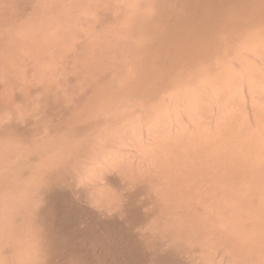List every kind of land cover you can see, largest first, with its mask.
<instances>
[{
	"label": "bare ground",
	"instance_id": "6f19581e",
	"mask_svg": "<svg viewBox=\"0 0 264 264\" xmlns=\"http://www.w3.org/2000/svg\"><path fill=\"white\" fill-rule=\"evenodd\" d=\"M62 1L64 2V0ZM79 1L70 0L69 4L75 7L80 3ZM131 1L136 3L137 0ZM138 1L145 2L144 0ZM146 1H153L155 5L157 3V6L160 5L158 7H168V15L171 14L170 17L173 16L179 20V23L175 25L170 23L173 24V28L179 29L178 32L174 29L178 35L173 36L174 33L172 34L173 42L177 46L178 44L181 46H179L183 53L181 60H194V65L190 63L191 66L201 65L203 61L208 62V59L214 60L213 58L218 57L221 53L226 54L232 51L231 53L234 54L233 51H239V48H244L243 45L247 47L248 42L245 43L247 39L250 40L249 45L251 43L260 45V39L264 36V0ZM58 3L60 4V1L57 2V0H0V54L5 53L6 55L7 53L8 55L10 51L23 47L24 44L21 41L24 38L29 39V36H23L31 33L23 32V35L21 32L22 36L21 33H18L21 29L19 27L25 23L30 25L33 20H37L39 24L44 19L46 23L48 15L53 11L55 14V6ZM136 4L139 5L138 2ZM154 4L151 5L155 6ZM64 5L69 7L68 2ZM65 10L68 9L63 11ZM69 10L72 9L69 8ZM142 10L144 11V9ZM164 13L167 15L166 11ZM26 26H24L25 29L31 28ZM39 28L41 29L40 25ZM26 31L28 32V30ZM168 41L170 42V40ZM32 44L30 43L31 46H33ZM164 44L166 43L164 42ZM244 50L243 53L247 51ZM251 50L250 48L248 52L252 56L256 51L252 50L253 54H251ZM263 52H260V55ZM244 54L246 55V53ZM236 55L234 54V56ZM247 55L249 54L247 53ZM256 55L260 58L263 57L259 56V53ZM228 56L230 59L232 55ZM257 57L254 56L256 61L259 60ZM171 59H173L172 55ZM220 59L217 60L220 62ZM239 59L236 61L240 64ZM3 60H5L4 57ZM184 60H182L183 63ZM178 61L180 60L178 59ZM259 61L263 64L262 60ZM165 62L167 63V61ZM213 62L215 63V60ZM229 63L231 64V62ZM258 63L259 67L264 66V64L261 66L260 62ZM255 64L257 65L256 62ZM165 66L167 65L164 64ZM173 66H178V64ZM182 66L185 65L182 64ZM182 66L179 67L182 68ZM209 66L211 67V65ZM241 66H237V69L239 70ZM195 67H192L194 71H196ZM198 67L200 70L202 69V65L201 68ZM222 69L224 70V68ZM189 70L187 69V71ZM197 71L199 70L197 69ZM240 71L244 72V70ZM184 72L183 74H185ZM236 73L238 75L239 72ZM258 76L260 77L259 74ZM6 78L8 77L6 76ZM122 97L121 99H123ZM130 100L124 99L119 101V104L125 105L133 101V99L131 102ZM182 100L183 102L189 101ZM144 101L142 100V104L146 103ZM113 103L111 105L117 102ZM120 105H118L119 108L124 106ZM140 106L141 104L139 108ZM129 107L132 108V106ZM98 108H100V112L98 113V110L95 112L96 114H90L92 116H89V119L87 118L88 120H85L82 125L80 122L84 119L81 116L77 119V122L82 119L80 124L78 123L79 126L75 124L76 127L69 129L74 124L69 126L71 123H68L69 120L66 121L69 126L66 127L68 130L61 129V131L58 128L50 131L49 127V132L47 130L46 133L47 126L44 129L45 138L40 137L41 142L42 138L44 140L42 144L40 143L39 149L32 151L33 146L28 145L32 148H30L32 152L27 155H25L27 149L22 150L24 147L21 146L26 143V139L29 141L28 135L25 133V139L21 136L24 131L29 132L31 129L21 122V124L19 123L23 125L21 129H15H19L18 132L20 130L23 132L21 136L18 134V138L14 133V139L22 138L25 141H16L14 144L16 145L18 142L21 145L19 146L21 153H26H23L22 156L16 153L20 157L12 153H10L11 155L3 154L5 155L2 156L3 159L0 156V227L3 226V229L0 228V238L5 241H3V245L1 243L0 251L3 255L5 253L9 255V252L12 251L17 263L19 260L21 261L20 257L22 258L21 264L22 262L23 264H264V188L259 191H255L253 188L256 185H260L259 188L264 187V178H262L263 176L254 178L245 174H237V170H245L250 164L246 166L247 164L238 163L233 159L226 161L221 159L220 144L224 141H220L219 138L222 137H219L218 133L221 131L219 128L216 129L219 125L218 120H220L217 118L218 115L215 116L218 120L213 118V123H217L216 127L213 125L214 132L211 131L213 128L209 130L208 134L210 131L213 134L210 133L211 136L208 137L204 133L207 132L205 129L212 127H210L209 121V127L205 126L204 133L201 132L203 129L200 131L197 129L199 127L195 128L198 123L194 130H191L193 132L190 131V127L182 125L184 122L196 124L200 121L203 123L201 121L203 119L207 124L206 119L212 121L211 117L206 116L209 115L208 113L203 115L198 111L197 116L194 113L188 115L189 111L183 109L187 113L185 112L184 115V112L179 111L180 113H178L183 115L178 116L174 115L177 110L175 113L173 112V115L160 110L164 114L153 112L151 113L153 117H150L147 110V113L144 111L145 113L138 114H122L120 112L121 114L117 113L119 115L117 118L116 110H114L116 115L111 120L113 115L108 114L111 110L106 113L101 110V107L98 106ZM139 108L136 109L139 110ZM128 110L126 112H132ZM138 110L136 111L138 112ZM209 110L211 111L212 108L210 107ZM63 111L65 110L63 109ZM56 113L55 116L50 114L51 117H56L59 114L58 117L61 119L60 113ZM17 116L19 117V115ZM58 117L57 121L59 122ZM21 119H23L22 116L20 121ZM10 120L8 121L10 122ZM32 120L33 118L30 121ZM13 121L15 120H12L14 124ZM73 121L74 119L72 123ZM174 121L176 124H180L178 121H181L182 123L177 126H184L185 128H181L184 130L178 132L179 129L174 125ZM36 124L38 123L36 122ZM36 124L35 126H37ZM205 124L200 126L204 127ZM12 125H9L12 128L11 131L14 127ZM64 126L61 125L60 128ZM39 129L38 131H42ZM187 130H189L188 134ZM4 131L5 129L3 131L1 129V133ZM226 133L229 137L228 132ZM58 136H61L62 140H59ZM30 137L31 135H29ZM56 138L59 141L56 142ZM9 140L6 142L12 143ZM37 140H39L38 136ZM22 142H24L23 145ZM59 142L63 144L61 145ZM10 145L12 146V144ZM28 146L26 145V148ZM10 148L13 149V146ZM12 151L15 152L14 149H10V152ZM229 153L232 154V152ZM256 169L254 168V170ZM17 232L19 233L17 238H14V234ZM3 255L2 257H4Z\"/></svg>",
	"mask_w": 264,
	"mask_h": 264
},
{
	"label": "rangeland",
	"instance_id": "374dc122",
	"mask_svg": "<svg viewBox=\"0 0 264 264\" xmlns=\"http://www.w3.org/2000/svg\"><path fill=\"white\" fill-rule=\"evenodd\" d=\"M58 1H60V4L58 3V5L62 7L60 8V6L56 5L55 8L57 12L55 8L53 7L55 10V14L53 11V13H50L48 15V18L46 21L47 24L45 23L44 19L41 20L39 24L37 23V20L36 21L33 20L30 22V25L29 23L27 24L25 23L24 25L22 24L19 27L21 28L19 30L20 32L18 31L19 34L21 32L22 33L26 32V34L31 33L30 35H24L23 33L24 36L21 33L23 37L29 36V39L24 38L22 40L23 42L21 41V43L24 44L23 47H20L19 49L17 48V50L15 49L14 51L12 50L13 52L10 51L8 54L9 57L7 53H6L7 57H5L6 56L5 53L2 54L3 56L0 54V56L2 57V60L0 61V102H1L0 103V128L2 129V131L5 129V131L2 133L0 129V153H1L0 156L1 157L2 156L4 157L6 154L11 155L10 153L14 155H17L16 153H18L20 156H22L24 152L21 153V150H20L21 147L25 148V149L23 148L22 150L29 149L30 151L31 147H29L28 145L33 146L32 147L33 149L31 148L32 151L39 149L40 143L42 144L44 140L43 138H45L44 137L46 135L44 133L45 131L47 133V130L49 132V129L50 131L51 130L53 131V130H57L58 128H59L58 130H61V129L62 130L64 129L63 131L68 130L66 128L68 126L66 121L68 120H69L68 123L69 122L71 123L69 124V126H72L74 124L72 127L68 126L69 129L79 126L80 123H81L80 125H82V123L84 124L85 120L89 119L90 114L94 115L96 114L95 112H97L98 110H99L98 113L100 112V108H98V106L101 107V110L105 111L106 113L108 112V110L109 111L111 110L112 113L108 112L110 116L113 115V117H111L112 118L111 120H113V118L115 117L117 113L119 114L121 113L122 114H126V113L127 114H131V113L138 114L141 112L145 113L148 110L149 116L153 117V114H151L153 112L155 114L156 113L164 114V112L161 113L162 111H160V110H163L165 111V113L168 112V114L173 115L177 110V112L174 115L180 116L182 114V113L179 114L180 112H184V115H185V112L189 111L188 115L189 113H192V114L194 113V115L196 116L199 113H202L203 115L204 114L206 115L208 113L209 115H206V116L211 117L212 121L206 119L207 124H205L204 122L205 119L201 120L203 121V123L199 121L201 124L199 122H196L195 124L192 122L182 123L181 121H178L180 122V124L182 123V125L184 124V126L190 127L191 128L190 131L194 130L195 125H197L198 123L199 126L197 125L195 128L201 127L200 129L199 128L197 129L200 131L203 129L201 132L204 133L205 131H207L206 133L208 134V131L213 128V125L214 127H216L215 124H217V123H213V118L216 120L220 119L218 120L219 125H217L218 127H216V129L219 128V131H221V132L217 131L219 132L218 134L221 135V136L219 135V137H222V138H219L221 139L220 141L221 142L224 141V143L220 144L221 159L223 161H226L228 159H233L238 163H242L244 165L247 164L246 166L250 164L248 168L245 170H242V169L237 170L236 172L237 174H245V175H249L254 178H261L260 176H263L262 178H264V79H263L264 78V66H262L264 64V60H263L264 59V52H263L264 44L261 45V43H264V36H262L260 39L261 46L258 45V43H256L257 46L252 45L255 43H251V45H249L250 40L247 39V41L245 42V43L248 42L247 47L246 45H243L244 48L243 47L241 49L239 48V51L238 50L235 51L236 53L233 51L235 55L239 52L238 55L234 56V54L231 53L232 51L226 53L228 55H232L230 57L231 60L228 59L229 56L227 55L228 56L227 57L225 53L223 54L221 53L220 55H218V57L213 58L215 60V63H217L219 67L217 66V64L215 65V63L213 62L214 60L212 59H208V62L206 61L207 63L205 61H203V63L201 61L200 62L195 61L197 63H202L201 64L202 69L200 70L198 66H200L201 68V65L199 64L198 66L195 65L198 68L195 66H191L194 63V60L187 61V60L182 59L184 60V63L181 60L182 55H183L182 49L180 48L181 46L180 44H178L177 46V44L173 42L174 41L173 36H177L178 35L177 32L179 30L177 27L173 28V24L175 25L176 23H179V20H176V18H174L173 16L170 17L169 15L171 14L168 15L167 11H169V8L166 6L158 7L160 5L157 6V3L155 5L153 1H146V0H144L145 1L144 3L143 1L139 2L137 0L136 3L138 2L139 5L136 4L135 1L132 2L131 0L130 1L129 0H124V1L123 0H83V1L80 0L79 2L80 3L83 2V4L79 3L78 4L80 5L79 7H77L78 5H76L75 7L74 6L72 7V4L71 6L69 4L71 3L70 0L68 1L64 0V2L62 1L63 4L68 2V5H69V7L68 6L65 7V5L63 6V4H61L62 3L61 0H57V2ZM150 3L154 4L156 7L151 5ZM58 8H60L61 10L62 9L63 10L68 9V10L61 11ZM69 8L72 10H69ZM155 8H157L156 10L160 11V14H161L160 16H159V11H156ZM142 9H144V11ZM165 11L167 15L164 13ZM156 12H158V14H156ZM171 19H172V22H171ZM29 21L30 20H28L27 22ZM170 23H173V24H170ZM39 25L41 29L39 28ZM61 25L62 27H60ZM22 26L23 28L24 26L31 27L30 28L31 30L29 28L23 29ZM174 29H176L177 32ZM26 30H28V32ZM168 40H170V42L172 40V42L170 43ZM24 41H26L27 43ZM28 42H30L31 44L33 43L32 44L33 46H31L30 43ZM164 42L166 44H164ZM166 45H167L168 50L166 49ZM253 46L254 48H252ZM249 47L252 50L256 51L254 52L255 55L253 54L252 50L250 52L253 55L252 56L250 55V53L248 52L250 50ZM242 49L243 50L245 49L244 51L247 50L246 52H244L246 53V55L243 53ZM179 51L181 52V54ZM14 52L17 54H15ZM260 52H263L261 53L262 55H260ZM165 53L166 55H164ZM247 53L250 56L247 55ZM258 53H259V56H263V57L262 58L257 57L258 55L256 54ZM171 55L173 59H171ZM254 56L259 58V60H262L263 64L259 60L256 61ZM3 57L5 60H3ZM219 57L223 58L224 60L220 59ZM216 58L218 60L220 59V62ZM238 58H240L239 59L241 61L240 64L238 61H236V59L238 60ZM178 59L180 61H178ZM165 61H167V63ZM168 62L170 63L172 62V63L170 64ZM211 62H213L214 64L213 63L211 64ZM224 62L227 64L228 62H231V64L229 63L228 65L227 64L225 65ZM255 62L257 63V65L259 64L258 62H260L263 68L259 67V65L257 66ZM181 63L185 65L186 67L182 66ZM164 64L169 66L168 68L167 66H165L167 70L164 67ZM176 64H178V66H173ZM233 64H234V67H232ZM241 64L243 65L241 66ZM209 65H211V67ZM236 65L241 66L242 69L241 67H239V70H238ZM179 66H182V68ZM243 66H246L247 68ZM192 67H195L194 69H196V71L198 69L199 71L197 72L194 71ZM205 67L208 68L209 70L206 69ZM229 67H232L233 69ZM169 68L172 70V72ZM178 68L180 71L178 70ZM222 68H224V70ZM181 69L184 70L185 72L182 71ZM187 69L188 70L190 69V70L187 71ZM229 69H232V70L230 71ZM240 70H244V72ZM183 72L185 74H183ZM236 72H239L238 75ZM240 72H242L243 74L245 73L247 74L243 75ZM173 73L175 74L173 75ZM180 74H183V75H180ZM258 74L260 75V77L258 76ZM6 76L8 78H6ZM243 77L246 81L243 79ZM121 97L123 99H121ZM117 98L119 99L117 100ZM127 98L129 100L130 98L133 99L132 102H131L132 99L130 100L131 103L128 102L129 105L128 103H126L125 105L123 104L124 106L119 104V101H122ZM105 99H107L108 101ZM138 99H140L141 103L140 101H138ZM180 99L181 101L179 102ZM182 99H184V101L185 100H189V101H187L188 103L185 101L186 102L185 103L183 102ZM110 100L112 101V103L113 102L114 103L117 102V103L116 104L113 103L114 105H111L112 103ZM142 100L143 101L145 100L144 102L146 103L143 102L144 104H142ZM106 101L108 102V104ZM137 101L139 105L141 104L140 108H139ZM175 101L179 104H177ZM188 104H190L191 107ZM118 105L123 106L122 108L124 109L120 110L122 108L121 107L119 108ZM126 105L128 107L132 106V108L135 106V108L130 109L129 107V110H131L132 112H126L128 110V107ZM115 107H117L118 109L117 108L115 109ZM210 107L212 108L211 111L209 110ZM136 108H139V110ZM59 109L60 110L62 109L61 110L62 113L63 112H66V113H63V115H61L62 113L60 112ZM63 109L65 111H63ZM135 109L138 110V112ZM183 109H185L186 111H184ZM114 110H116V114L115 112H113ZM117 110H120V111L118 112ZM156 110L157 111L159 110L160 112L159 111L157 112ZM54 111L60 113L61 119H59L60 117H58L59 114L56 117H53V116L51 117L50 114L52 115L57 114ZM208 111H210L212 115ZM14 113L16 114L14 115ZM23 113L27 116V118ZM86 113H89V114H86ZM64 114L66 115L64 116ZM202 114L201 116H203ZM17 115H19V117ZM217 115H218L217 117L218 119L215 117ZM21 116L23 119H21L20 121ZM48 116L51 118V120ZM80 116L81 118L83 117L84 120L82 121V119H80L77 122V119H79L78 117ZM31 117L33 118V120L34 119L35 120L30 121L32 119ZM57 117H58L59 122L57 121ZM65 117H67V119H65ZM116 117L119 118V115L117 114ZM16 118L18 119V121ZM72 118L77 123H75L74 121L72 123V120H73ZM47 119H49L50 123L52 124H50L48 122L49 120L47 121ZM53 119L55 120L54 122H53ZM152 119L154 120V118ZM8 120H10V122ZM12 120H15L13 121L14 124L12 123ZM208 121H209L210 127L212 126L210 129L208 128L209 127ZM20 122L23 125L24 124L28 125V128L31 129V131L23 132L22 130H20L19 131L20 133H19L18 130L21 129V127L23 126V125H20L21 124ZM36 122L40 125L36 124ZM214 122L216 121L214 120ZM1 124H2V127H1ZM4 124L6 125L13 124L14 132H12L13 130L11 131L12 128L9 125L8 127ZM35 124L38 126V129L43 124L42 126H44L45 128L41 126L40 129L43 128L42 131L39 129L43 134H40L41 132L38 131L37 126H35ZM136 124H137V121H136ZM180 124L179 123L176 124L174 121V125L177 127V129H179L178 132H180L181 130H184V129H181L182 127L185 128L184 126H181V127L177 126ZM203 124H205L204 127L200 126ZM61 125L62 126L65 125L64 126L65 128L64 127L60 128ZM205 126H208L207 127L208 129H205L206 128ZM16 128H19V129L15 130ZM44 129L46 130L44 131ZM187 131L186 132L188 134L189 130ZM211 131L214 132V128ZM211 131L209 132V134L210 133L213 134ZM22 132H23V135L27 133L26 135H28L29 141L26 139L25 144L24 142H22L21 144L22 145L24 144L23 146L19 145L17 142L18 144L17 146V144L16 145L14 144L16 143V141L21 142L23 140L22 139L23 137L24 139L26 138V135L21 136ZM32 132L39 133V134L36 133L39 140H37L36 134L34 135V133ZM226 132H228L229 137H227ZM14 133L17 136V138L19 137L18 134H20L22 138L20 140H18L17 138H16L17 140L14 139L15 138ZM206 133H204L206 136L208 137L211 136V134L207 135ZM1 134L3 137L1 136ZM223 134H226V135H223ZM29 135H31L30 138H32L33 136H36L32 138L36 140L35 143H34V140L29 138ZM8 136L9 138L6 140ZM41 136L43 137L42 142L40 141ZM232 136L233 138H231ZM57 138H56V142L58 139L62 140L61 136L58 139ZM4 139H5V142L10 139L12 143L10 142L5 143ZM226 139L227 140L229 139V141H226ZM62 142H59V143L62 145L63 144ZM10 144H12L15 152L13 151L10 152V149L13 150L12 148H10L12 147ZM26 145L28 146V148H26ZM1 146H4V147H1ZM5 147L7 149H4ZM18 148L19 150H17ZM27 150H26L27 153L26 152H25L26 154L24 153L25 155L32 152V151L29 152ZM229 152H232V154ZM19 155L17 156L20 157ZM254 168L255 169L257 168L258 170L257 169L254 170ZM259 187L260 185L259 186L256 185L253 188L255 191H259L264 188L262 186H261L262 188H259ZM0 228L3 229V226ZM17 234L19 233L17 232L14 234V238H17ZM3 241L4 240L0 238V246H1V243L3 245V243L5 242ZM5 254L3 255L0 251V255H1L0 259L1 258L4 259V260H0L1 264H5L6 260H7L6 264H10L11 262H12L11 264H21L22 258L20 257L21 261L19 260L17 263L15 256H13L14 254L12 253V251L9 252L10 257L8 254H7L8 256ZM2 255L4 257H2ZM8 258L10 259L9 261H8Z\"/></svg>",
	"mask_w": 264,
	"mask_h": 264
}]
</instances>
